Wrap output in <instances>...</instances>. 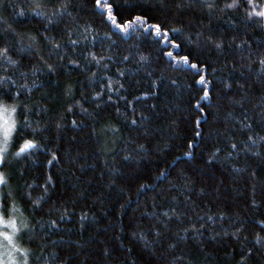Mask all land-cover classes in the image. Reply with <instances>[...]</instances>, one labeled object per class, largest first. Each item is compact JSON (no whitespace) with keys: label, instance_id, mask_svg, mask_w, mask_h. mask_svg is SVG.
I'll return each instance as SVG.
<instances>
[{"label":"trees","instance_id":"16d2710c","mask_svg":"<svg viewBox=\"0 0 264 264\" xmlns=\"http://www.w3.org/2000/svg\"><path fill=\"white\" fill-rule=\"evenodd\" d=\"M108 2L114 4L117 24L141 15L147 17L149 25L160 23L163 27L180 31H170L166 40L164 35H156L151 28L143 27L144 22H139L123 33L107 19L106 11L95 7V0H72V16H65L50 29L51 33L62 37L65 35V24L91 25L86 33L88 43L82 42L76 49L79 55L71 57L79 59L85 68L69 65V75L60 72L58 76H42L40 78L46 81L58 82L49 83L46 88L32 93L26 92L20 97L30 108H47V113L36 115L33 112L30 119L48 126V131L38 129L36 138L52 151H56L58 145L60 156L59 161L47 165L45 160L48 154L44 149H36L31 157L13 161L12 164L17 170L26 169L23 175L17 171L10 182L17 199L20 192L30 191L33 199L41 196L45 175L50 173L53 177L48 195L44 198L47 202L42 200L38 210L24 212L32 226V231L24 237L25 246L36 250L39 255L43 245L46 254L44 259H30V264H45V260L54 253L71 256L70 264H165L172 256L179 254L187 257V264H236L241 241L231 236H214L204 231L196 238L189 233L188 239L182 240L174 251L169 250L162 257V248L146 249L132 233L139 234L141 229L149 232L148 213L152 211L153 197L159 200V194L167 189L168 182L183 170L194 182L190 194L194 206H185L183 197L179 196L178 208L186 211L193 220L200 216L201 223L206 222L207 215L225 212L245 222V232L249 238L258 232L264 236V231L255 223L257 219H264V147L258 155L233 153L229 162L225 160L228 149L221 135L228 130L235 140L245 139V133L236 120L237 117L243 119L244 109H247L248 118L252 121V131L264 135V113L252 107V102L264 95V75L257 73V63L248 68L232 60L228 45L233 36L264 41V27H257L264 25V20L246 22L245 13L251 9L245 0H241V7L236 9L222 10V5L231 0H217L213 8L194 5L179 11L171 0ZM254 2L264 4V0ZM35 7L31 0H0V31L5 32L10 41L13 30L38 35L46 20L43 16L30 15ZM37 11L47 14L51 9ZM201 21L203 26L210 28L215 38L225 41L223 52L210 45L197 47L196 34L201 31ZM229 21L235 23L230 25ZM105 33L108 35L105 36ZM72 38L78 39L79 36ZM171 40H176L180 46L172 48ZM39 46L42 49L40 54L48 59V49L42 40ZM255 47L257 45L253 43ZM169 50L172 56L166 55ZM68 51L71 52V49ZM88 52L106 57L102 65L108 64L109 76H113L117 68L129 70L127 79L120 80L125 89L119 95L133 101L135 113L127 108L124 101H117L115 105L121 109L119 114L112 104L97 107L100 101L92 93L100 91V84L107 81L101 79V69L94 62L89 64L91 58L85 59ZM188 53H192L194 59L207 63L208 73L213 68L219 69L208 75L210 95L199 106L196 101L201 99L203 87L196 82V71L189 70L174 59ZM108 56L112 59H107ZM124 56L129 57L127 63L122 60ZM35 60V53L31 58L25 55L23 64L30 65ZM227 60H232L236 67L226 64ZM93 72L97 75L90 83ZM3 74L0 68V75ZM34 78H29L28 83ZM237 80L245 85L244 92L236 86ZM152 81H156L155 85ZM225 81L232 83L230 91L225 90ZM18 83L23 84L25 80L21 78ZM69 84L72 85V95L66 96ZM247 85H251V88ZM45 90L49 97L38 99L40 92ZM144 91L153 94L143 97L140 93ZM102 95L106 100L107 93ZM243 95H247L249 100L241 108L233 101ZM133 97L136 99L133 100ZM113 100L116 101L115 95ZM76 101H79V105L75 104ZM69 104L74 105L72 113L65 112ZM80 107L88 111L81 112ZM200 108L204 111L201 112ZM141 113L144 114L143 121L137 126L130 125V118L133 115L139 117ZM56 116H62L67 121L59 136L54 127ZM197 117L200 118L199 122ZM22 118L20 114L16 116L18 121ZM73 119L77 121L75 125L71 124ZM32 126L38 128L36 124ZM188 141L193 142L191 147ZM138 143H143L145 149L137 150L135 145ZM216 147L223 150L214 154ZM12 150L15 151L14 148ZM185 152L192 155L184 156ZM128 153H131L129 159H123ZM69 154L76 157V163L84 165L83 169L66 163ZM209 156L213 159L209 160ZM233 164L236 168L232 167ZM161 170L166 171L165 176L160 175ZM26 183L32 184V187H25ZM142 184L145 187L141 188ZM253 186L256 188L254 195L260 201L256 207L250 206ZM201 188L203 191H199ZM170 194L177 195L175 192ZM19 202L26 204L23 200ZM53 203L57 208L63 204L75 210L70 214V221L65 218L63 229L55 231L47 228L49 219L53 218L47 210ZM82 211L87 213L83 229L79 227ZM227 222L224 219V223ZM178 226L175 219L170 221L169 231L164 233L168 238L165 242H170ZM216 231H219V227ZM60 236L64 240L56 243ZM245 243L254 249L249 264H264V247L253 245L250 240ZM48 264H51L50 260Z\"/></svg>","mask_w":264,"mask_h":264},{"label":"snow or ice","instance_id":"6c2138e0","mask_svg":"<svg viewBox=\"0 0 264 264\" xmlns=\"http://www.w3.org/2000/svg\"><path fill=\"white\" fill-rule=\"evenodd\" d=\"M35 3L36 7L31 10L30 15H35L36 17L43 16L46 20V23L43 27V30L38 33V35H33L31 33H20L15 30L12 31L13 39L10 41L7 34L3 31H0V68L3 69V75H0V264H30V259H44L45 253L43 251V245L40 249V254L37 255L36 250L25 246L24 237L30 231H32V226L28 222V217L24 215L25 211H35L38 210L41 206L42 200L47 202L45 197H47L49 192V186L53 181L52 175L46 174L44 177V184L41 185L43 188V193L41 196L33 199L32 193L29 192H20L19 199L14 194L11 188V180L13 176L17 174V171L21 175L24 174L26 169H15L12 167L13 161H18L19 159L31 157L33 152L36 149H44L48 154V158L45 160L47 165H52L54 162L60 160L58 155L59 146H56V151H52L44 143H41V140L37 139V131H48V126L40 125L38 120L30 119V116L35 112L36 115H39L40 112L47 113V108H39L38 106L33 108L29 107V104L24 103L20 97L27 93H32L38 89H44L49 83H57V80L46 81L41 79L42 76H58L60 72H63L66 75H69L68 67L69 65L73 68L84 69L85 66L80 62L79 59H72L73 55H79L76 49L83 42L88 43V36L86 35L87 31L91 28V25L80 26L74 24L69 26L68 24L64 25L63 33L65 34L62 37H58L56 34L51 33L50 29L55 23H59L63 20L65 16H72V0H31ZM174 8L176 10H183L185 8H191L194 5H203L207 8L216 7L217 0H171ZM245 3L251 9L246 11L245 17L246 22L251 23L254 19L264 20V4H258L254 0H245ZM95 7L100 8L107 13V19L118 28L121 32L127 33L132 29L133 25L139 22H144L143 27L151 28L156 35H164L165 39H168V33L180 31L177 28L168 29L163 27L160 23L155 25H149L147 17L136 15L133 16L130 20H124L123 23L117 24V17L115 15L114 4L108 2V0H95ZM241 7V0H231V2L224 3L222 5V10L226 9H236ZM50 8L47 14L37 11V9ZM259 9V10H258ZM23 14V13H21ZM211 23V20L209 21ZM234 21H229V24H234ZM201 31L198 32L197 40L195 41L197 47L201 45H210L212 48L219 49L222 52L224 51L223 45L225 41L223 39H217L211 34L209 27L203 26ZM257 27H264V25H257ZM82 28V31H81ZM205 32H208V35H204ZM105 36L108 34L105 33ZM73 36H79L78 39H73ZM95 37H93V40ZM43 42L48 49V59L44 55H41L40 42ZM172 48H177L180 45L176 40L170 41ZM253 43H256L257 47L253 48ZM229 48L231 49L230 55L232 60H236L241 67L251 68V65L257 63L259 68L257 73L259 75H264V41H255L252 39L244 38L238 39L236 36H233L228 42ZM71 49V52L68 49ZM35 53L36 60L34 63L28 65L23 64V58L25 55H28L31 58L32 54ZM166 55L172 56V51L166 53ZM18 57L14 59L13 57ZM66 57L67 62H65ZM91 58L88 60L89 64L93 62L97 68L101 69L102 76L101 79L107 81V83L100 84V91H93L92 96L97 98L100 101V104L97 105L99 108L101 104H112L114 107L117 101H124L127 108L131 109L133 113L136 112V105L133 104L132 100H127L126 97L120 96L119 93L125 89V85L120 83V80L127 79L128 69L117 68L113 76H109L107 69L108 64H103L102 61L105 60V56H97L95 52H88L85 56V59ZM143 58V57H142ZM107 59L111 60L112 57L108 56ZM129 57L124 56L122 58L124 63H127ZM175 61L179 64L187 66L189 70H195L197 73V83L203 87V95L200 100L196 101L197 106L201 103L202 100L206 99L210 95V89L207 87L209 83L207 77L218 71L219 69L213 68L211 73H208V64L200 61L199 59H194L192 53H188L183 56H177L174 58ZM51 60L52 62H49ZM232 60L225 61L226 64H232V67L235 68L236 64L232 63ZM23 69V70H21ZM9 71L11 74H8ZM97 74L93 72L92 78H90V83L92 79L95 78ZM31 82L28 83L29 78ZM114 77H118L115 79ZM23 78L25 83L20 84L18 80ZM78 82V81H77ZM156 81H152V84L155 85ZM175 83V81H172ZM236 86L241 92L245 91V85L239 80L235 81ZM224 87L226 91L232 89V83L225 81ZM248 88H251V85H247ZM103 93H107L106 100L104 99ZM153 93L150 91L141 92L140 95L143 97H149ZM66 96L72 95V85L69 84L66 91ZM113 95L116 96V101L113 100ZM49 97L48 91L40 92L38 99H47ZM136 98L133 97V100ZM233 99V98H229ZM246 100H249L247 95L241 96L239 99H235L233 102L243 108V104ZM76 105H79V101L75 102ZM73 104H69L65 109L66 113L73 112ZM253 108H259L262 113H264V95H261L258 99H255L252 102ZM81 112H87L88 110L80 107ZM201 112L204 111L203 108L199 109ZM115 112L120 113L121 109L115 107ZM22 115V120L18 121L16 116ZM144 114L141 113L139 117L133 115L129 123L132 126H137L139 122H142ZM199 117H197V122H199ZM240 129L245 133V139L235 140L231 133L228 130H225L221 135L224 137V143L227 145V151H225V160L231 161L233 158V153L239 155L240 153H251L252 155H258L260 149L264 147V135L252 131V121L248 118L247 109H244L243 119L240 117L236 118ZM247 121V123L245 122ZM65 123L62 116L55 117L54 127L57 130V135L59 136L60 131H62ZM77 121L75 119L71 120V124L75 125ZM36 124L37 127L32 125ZM43 139V137H42ZM192 141H188L189 146H192ZM15 149L13 151L12 149ZM137 150H144L145 145L143 143H138L135 145ZM256 149V151H253ZM223 149L221 147H216L214 149V154L221 152ZM184 156H191V152L183 153ZM131 156V153H128L123 157L127 160ZM209 160H212L213 157L209 156ZM66 163L70 165H75L76 168L83 169L84 165L76 163V157L71 154L68 155ZM233 168H236V165H232ZM161 176L166 175L165 170H161ZM254 176L255 173H252ZM36 183V181H33ZM114 183V181H113ZM25 187L31 188L32 184H25ZM141 188L145 185H140ZM194 187V182L191 176L185 173L183 170L177 172L176 176L168 182L167 189L162 191L159 194V200L153 197L152 202V211L148 213L150 217V222L148 225L149 232L146 233L144 229L137 232H133L132 236L143 243L144 248L154 249L162 248L161 256L163 257L165 252L169 250H175L177 245L182 241L188 239V234L191 233L193 237L198 238L203 234L204 231H208L214 236H225V237H234L241 241L239 259L236 261V264H249V260L254 254L253 247H247L246 241H249L253 245L264 247V236L259 232L249 238L245 232V222L237 218L228 216L225 212L213 213L206 216V222L201 223V217L197 216L196 220H193L191 216H188L186 211L178 208L179 196L183 197L185 206L188 204H193L194 202L191 199V192ZM203 191V189H199ZM256 191L255 186L252 188L253 195L250 200V206L256 207L259 205L260 201L256 199L254 193ZM170 192H175L177 195H171ZM184 193H189L184 195ZM26 201V204L21 205L19 201ZM164 201H167L165 203ZM23 208V211L21 210ZM48 215L50 218L47 223V228L55 231L56 229H63V224L65 218L71 220V213L75 210L68 208L66 205L61 204L60 208H57L56 204L53 203L48 208ZM147 211V210H146ZM59 213L58 216L55 214ZM87 217V213L82 211L79 227L84 228V220ZM185 218H187V224H185ZM175 219L178 223V227L172 233L170 242H165L168 240L164 236L165 232L169 231L170 221ZM224 219H227V223H224ZM219 221V224H218ZM255 223L264 231V219H257ZM159 225V226H158ZM219 227V231H216V228ZM151 235V239H149ZM64 240L63 236H60L56 243H60ZM34 241H28L31 243ZM72 257L71 256H62L61 253H54L48 260L51 261V264H70ZM48 260H45V264H48ZM82 264V262H81ZM165 264H187V257L179 254L171 257L170 261L165 262Z\"/></svg>","mask_w":264,"mask_h":264}]
</instances>
